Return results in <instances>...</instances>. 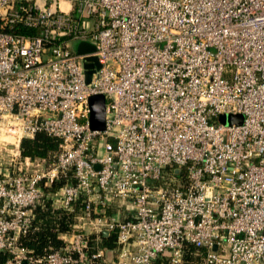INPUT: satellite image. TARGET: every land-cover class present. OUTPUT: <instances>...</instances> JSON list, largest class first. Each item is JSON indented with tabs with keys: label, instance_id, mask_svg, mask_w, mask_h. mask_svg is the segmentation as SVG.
I'll return each mask as SVG.
<instances>
[{
	"label": "built area",
	"instance_id": "obj_1",
	"mask_svg": "<svg viewBox=\"0 0 264 264\" xmlns=\"http://www.w3.org/2000/svg\"><path fill=\"white\" fill-rule=\"evenodd\" d=\"M99 93L101 130L89 124ZM39 131L61 140L51 163L16 165L21 139ZM6 145L1 264L94 263L104 253L89 234L103 230L117 232L114 264H177L185 243L202 264H264V0H0ZM45 198L73 222L63 247L34 257L18 238Z\"/></svg>",
	"mask_w": 264,
	"mask_h": 264
},
{
	"label": "trees",
	"instance_id": "obj_2",
	"mask_svg": "<svg viewBox=\"0 0 264 264\" xmlns=\"http://www.w3.org/2000/svg\"><path fill=\"white\" fill-rule=\"evenodd\" d=\"M13 30L24 34H32L35 32L34 28L17 23ZM60 138L49 135L43 131L35 133L33 137H23L19 143L20 155L22 157L43 159L46 164L51 163L55 153L60 146ZM63 180L56 181L45 189L54 190ZM109 207L105 208L107 211ZM33 219L31 228L18 238V243L21 247L26 248L34 257L45 255L52 249L61 248L65 244V239L61 233L70 230V223L73 222V213H67L64 210L57 208L52 204L50 198H45L42 203L33 208ZM96 235L90 233V245L92 250L97 246H105L114 251L118 245L116 230L110 231L107 235L102 232L98 233V240H94ZM203 251L199 247H195L190 243H185L181 253V261L177 264H202ZM9 256L6 252H0V264L3 263ZM114 257L113 264H114ZM104 261V257L97 259L94 263L99 264ZM152 264H174L170 262L167 255L161 254L157 256Z\"/></svg>",
	"mask_w": 264,
	"mask_h": 264
},
{
	"label": "water",
	"instance_id": "obj_3",
	"mask_svg": "<svg viewBox=\"0 0 264 264\" xmlns=\"http://www.w3.org/2000/svg\"><path fill=\"white\" fill-rule=\"evenodd\" d=\"M95 48L93 43L87 42V41H79L76 44V51L79 53L83 52H90L93 51ZM92 59L94 60V64L96 67L99 66V62L97 61V58L95 56L86 57V59ZM85 66H91V63H85ZM92 70L86 69L85 75H86V81L88 82L91 77ZM88 104H89V124L92 129H104L105 127V108H106V100L105 96L101 93L99 94H93L90 95L88 98ZM241 119V116L239 114H221L219 115V120L221 122H239ZM103 234L107 233V230L102 231ZM215 248V245L212 246Z\"/></svg>",
	"mask_w": 264,
	"mask_h": 264
},
{
	"label": "rangeland",
	"instance_id": "obj_4",
	"mask_svg": "<svg viewBox=\"0 0 264 264\" xmlns=\"http://www.w3.org/2000/svg\"><path fill=\"white\" fill-rule=\"evenodd\" d=\"M79 41L78 40H72L71 41V46H72V48L73 49H75V47H76V44L78 43ZM6 147V149H2L1 151H0V163L2 162V161H9L10 160V157L11 156H13V155H9L8 153H14L15 152V150H16V148L15 147H13L12 145H6L5 146ZM15 159H16V165H17V162H18V160H20V159H23V157L20 155V153L19 154H16L15 156ZM112 208V209H111ZM115 208V206H113V207H109L108 209H107V213H112V212H114V209ZM123 211V210H122ZM123 212H125V214L127 213L125 210L123 211ZM123 214V213H122ZM122 214H120V216L122 215ZM123 216V215H122Z\"/></svg>",
	"mask_w": 264,
	"mask_h": 264
},
{
	"label": "crops",
	"instance_id": "obj_5",
	"mask_svg": "<svg viewBox=\"0 0 264 264\" xmlns=\"http://www.w3.org/2000/svg\"><path fill=\"white\" fill-rule=\"evenodd\" d=\"M95 235H96V233H95ZM98 239H99V237H97L96 240H98ZM98 247L102 248L103 253H104L103 254L104 261L102 263L100 262L99 264H113V262H112L113 261L112 257L114 256L113 250H111L110 248L105 247V246H98ZM103 257H100V258L102 259Z\"/></svg>",
	"mask_w": 264,
	"mask_h": 264
}]
</instances>
